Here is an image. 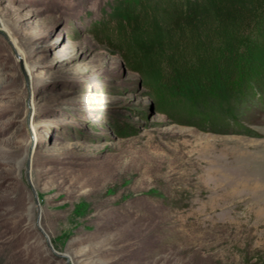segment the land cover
Returning <instances> with one entry per match:
<instances>
[{"label": "rangeland", "instance_id": "obj_1", "mask_svg": "<svg viewBox=\"0 0 264 264\" xmlns=\"http://www.w3.org/2000/svg\"><path fill=\"white\" fill-rule=\"evenodd\" d=\"M228 3L231 80L177 87L159 0H0V264H264V0Z\"/></svg>", "mask_w": 264, "mask_h": 264}, {"label": "trees", "instance_id": "obj_2", "mask_svg": "<svg viewBox=\"0 0 264 264\" xmlns=\"http://www.w3.org/2000/svg\"><path fill=\"white\" fill-rule=\"evenodd\" d=\"M158 1V0H157ZM229 0H159L157 8L179 11L173 27L162 23L164 48L162 66H168L173 86H184L183 78L197 80L207 75L215 83L216 72L231 80L233 62L249 27ZM161 20V19H160ZM217 66V71L212 67ZM212 70V71H211ZM172 73L174 75H172Z\"/></svg>", "mask_w": 264, "mask_h": 264}]
</instances>
